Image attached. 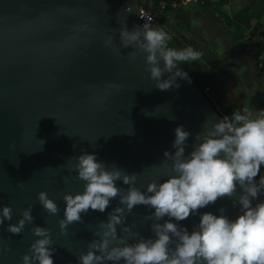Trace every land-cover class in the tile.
Masks as SVG:
<instances>
[{
    "label": "water",
    "instance_id": "1",
    "mask_svg": "<svg viewBox=\"0 0 264 264\" xmlns=\"http://www.w3.org/2000/svg\"><path fill=\"white\" fill-rule=\"evenodd\" d=\"M128 7L131 12L124 11ZM141 7L140 0H0V205H11V222L32 205L33 223L51 230L54 264H77L74 253L84 249L96 221L106 219L118 202L113 198L104 212L90 208L60 232L63 193L83 187L72 168L79 152H96L106 166L136 172L135 183L143 189L166 171L163 150H172L176 125L194 135L205 118L224 116L189 74L161 90L145 69L143 53L131 57L133 50L122 48L116 54L104 45L112 29L142 23ZM159 24L175 37L166 22ZM167 76L162 73L161 79ZM42 189L56 201V214L40 204ZM221 204L235 214L227 197L200 211H216ZM148 211L137 205L125 222L148 235ZM197 219L181 223L191 229ZM7 223L0 226V264H18L35 237L30 224L13 234Z\"/></svg>",
    "mask_w": 264,
    "mask_h": 264
},
{
    "label": "clouds",
    "instance_id": "2",
    "mask_svg": "<svg viewBox=\"0 0 264 264\" xmlns=\"http://www.w3.org/2000/svg\"><path fill=\"white\" fill-rule=\"evenodd\" d=\"M124 11L131 12L132 7ZM141 18L143 23L132 28L123 24L112 29L104 45L116 54L122 48L132 49L131 57L143 53L145 69L161 90L173 86L177 77L190 79L177 65L198 59L201 52L191 46H168L169 33L153 27L150 15ZM165 72L168 76L161 79ZM214 117L205 118L202 130L194 135L183 124L174 127L172 150H163L166 171L149 179L143 189L135 183L136 172L116 164L108 167L96 152L76 155L72 168L83 187L63 193V214L57 220L60 232L81 221V213L90 208L104 212L113 198L118 200L106 219L96 221L84 249L74 253L77 264H264V176L256 179L264 166V110L254 115L244 108ZM190 135L191 148L186 152ZM225 197L234 215L225 204L216 211H200ZM37 198L49 214L59 211L45 190ZM137 205L150 209L144 217L150 221L148 235L125 222L126 213ZM12 215L11 205H0V226L8 221L6 230L19 234L27 223L35 237L18 264H54L51 230L33 223L32 205L21 209L15 222ZM189 216L198 217L191 229L181 223Z\"/></svg>",
    "mask_w": 264,
    "mask_h": 264
},
{
    "label": "crops",
    "instance_id": "3",
    "mask_svg": "<svg viewBox=\"0 0 264 264\" xmlns=\"http://www.w3.org/2000/svg\"><path fill=\"white\" fill-rule=\"evenodd\" d=\"M178 2L177 6L167 11L164 21L176 31L169 44L179 49L191 46L201 52L198 59L186 62L190 67L192 65L194 71H199L198 77L201 80L209 78V84H206L208 89L215 88L224 100L228 99L239 110L249 108L254 115L259 110H264V95L262 96L263 91L259 83L263 74L257 67L256 58L251 53L248 42L250 35H264L262 1L223 0L221 9L230 16L251 3L252 17L250 26L245 30L243 42L232 41L227 35L222 19L198 0ZM155 27L162 28L158 25Z\"/></svg>",
    "mask_w": 264,
    "mask_h": 264
},
{
    "label": "trees",
    "instance_id": "4",
    "mask_svg": "<svg viewBox=\"0 0 264 264\" xmlns=\"http://www.w3.org/2000/svg\"><path fill=\"white\" fill-rule=\"evenodd\" d=\"M160 1H162V0H150L151 3H149L147 0H140V3L144 8L149 9V8H156ZM164 1L169 3L172 0H164ZM177 1H179V0H177ZM252 1L254 2L256 0H252ZM261 1L264 4V0H261ZM201 4L205 8L210 9L211 11L216 13L222 19V21L226 25L227 35L232 41H234V42H243L244 41L245 30L247 27L250 26V21H251V17H252L251 13H250L251 3L245 5L241 9H239L232 16L223 12V10L221 9V5L223 4V0H215V1L214 0L213 1L205 0V1H201ZM170 9H172V6H170V5H167L165 7L164 13L162 14V17H161V22L165 21L167 11H169ZM168 46L172 47L169 43H168ZM180 64L183 66V68L186 70V72L189 74V76L193 79V81L197 84V86L201 90L204 91L205 96L213 104V106L218 110V112H220V114L224 115V113H225L226 115H231L234 111L239 110V108L237 106H233V105L229 104L225 108L224 113H223L216 106V104L214 103L211 96L204 89L206 84L207 83L209 84V78L205 77L203 80H201L198 77L199 71L196 72V71L192 70L186 61H180ZM260 70H261L262 74L264 75V65L260 67ZM261 168H263V166H261ZM260 172H261V170H260ZM257 178H258V180L260 179V173L257 176Z\"/></svg>",
    "mask_w": 264,
    "mask_h": 264
},
{
    "label": "built area",
    "instance_id": "5",
    "mask_svg": "<svg viewBox=\"0 0 264 264\" xmlns=\"http://www.w3.org/2000/svg\"><path fill=\"white\" fill-rule=\"evenodd\" d=\"M199 2L205 0H198ZM213 1V0H211ZM179 4L178 1L172 0L171 2H166L164 0L160 1L156 8L146 9L143 6L140 9V19L143 23L142 16L150 15L152 17L151 25L155 27L157 24L161 22L162 14L164 13V9L167 5L175 7ZM249 48L251 53L255 56L259 66L264 65V35L260 37L256 36H248Z\"/></svg>",
    "mask_w": 264,
    "mask_h": 264
},
{
    "label": "rangeland",
    "instance_id": "6",
    "mask_svg": "<svg viewBox=\"0 0 264 264\" xmlns=\"http://www.w3.org/2000/svg\"><path fill=\"white\" fill-rule=\"evenodd\" d=\"M148 2L150 1V0H147ZM149 3H151V2H149ZM171 44V43H170ZM174 47V46H173ZM176 48V47H175ZM177 49H179V48H177ZM255 57V56H254ZM257 61V60H256ZM257 67H258V69H260V66H259V64H258V62H257ZM191 68H192V65H191ZM193 69V68H192ZM194 70V69H193ZM262 73V72H261ZM259 83H261V89H262V96L264 95V75L263 76H261V79H260V82ZM205 91L211 96V98L213 99V101H214V103L216 104V106L224 113V110H225V108L229 105V104H231V102H229L228 101V99H226V100H224L223 99V96H222V94H218L216 91H215V88H213V87H210L209 89L207 88V86H205ZM263 101H264V97H263ZM232 105V104H231ZM224 115H226L225 113H224ZM263 168H264V166H263ZM263 168H261V172H260V177L261 176H264V170H263Z\"/></svg>",
    "mask_w": 264,
    "mask_h": 264
},
{
    "label": "flooded vegetation",
    "instance_id": "7",
    "mask_svg": "<svg viewBox=\"0 0 264 264\" xmlns=\"http://www.w3.org/2000/svg\"><path fill=\"white\" fill-rule=\"evenodd\" d=\"M157 25H159V26H160V24H157ZM157 25H156V26H157Z\"/></svg>",
    "mask_w": 264,
    "mask_h": 264
}]
</instances>
